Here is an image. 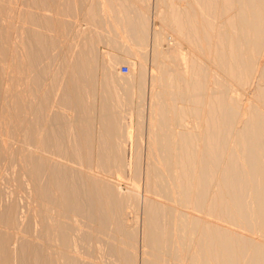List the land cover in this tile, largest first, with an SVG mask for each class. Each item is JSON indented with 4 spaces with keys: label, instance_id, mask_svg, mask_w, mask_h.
<instances>
[{
    "label": "bare ground",
    "instance_id": "bare-ground-1",
    "mask_svg": "<svg viewBox=\"0 0 264 264\" xmlns=\"http://www.w3.org/2000/svg\"><path fill=\"white\" fill-rule=\"evenodd\" d=\"M15 164L0 264H264V0H0Z\"/></svg>",
    "mask_w": 264,
    "mask_h": 264
},
{
    "label": "rangeland",
    "instance_id": "rangeland-1",
    "mask_svg": "<svg viewBox=\"0 0 264 264\" xmlns=\"http://www.w3.org/2000/svg\"><path fill=\"white\" fill-rule=\"evenodd\" d=\"M20 5V4H19ZM18 5V6H19ZM19 7H22V8H18L17 10H18V13L20 12L21 13V10L23 9V6H19ZM49 11V12H48ZM47 12H46V15H48V17H52V15H53V13H51V11H52V9H50L49 8V10H48ZM19 13V17L16 19V18H14L13 19V23L15 24V26L17 27V26H19V28H22V27H26L27 25L22 21V17H20V14ZM79 20H78V24L82 27V28H85L86 26H85V23H84V21L82 22V20H81V18L79 17L78 18ZM15 21V22H14ZM154 23L155 24H158V21L157 20H154ZM15 27V29L17 30V28ZM19 28H18V30H19ZM184 44V45H183ZM182 44V48H183V51H185V53L186 54H189V55H187V56H189V59H190V61H191V59H192V54H193V50H192V48H190V46L189 45H187V44H185V43H183ZM97 45H99L98 46V48H97ZM96 45V49L100 52V53H102V52H104V54H105V56H106V58H108V55L110 56V55H116V56H124V59L122 60V62L120 61L119 63H117L115 66H116V73H119V75H121V76H124V75H122L121 73H120V71H119V67H120V65L121 64H126L127 66H128V74H130V69H129V64H128V62H130V61H133L134 62V67L136 68H134V73H132V75L133 76H135L136 75V73H137V58L136 57H127V56H125V54H124V52L119 48V47H114V46H110V45H107L106 46V43H104V42H98V44ZM127 45H129L130 46V43H127ZM118 49V50H117ZM109 53V54H108ZM108 54V55H107ZM127 58V59H126ZM191 64V63H190ZM114 70H115V68H114ZM136 71V72H135ZM127 74V75H128ZM126 76V75H125ZM21 86V85H20ZM20 86H18L17 87V89L19 90V87ZM21 89L20 90H22V86L20 87ZM179 106H180V104H179ZM189 118V117H188ZM188 118H187V120H188ZM189 120H190V118H189ZM187 125H189L190 127H191V125H190V123L188 124L187 123ZM134 141V140H133ZM141 149L143 150V149H145V147L142 145V147H141ZM141 157H143V155H141ZM145 157V156H144ZM17 169H18V167H17V165L15 164V165H10V166H4V165H0V184L7 190V191H13V192H15L16 193V195H17V197L19 198V200H20V202L22 203V205H27V203H28V196H26V194H25V192H23V190L21 189V188H19L18 187V183L16 182V181H14V179H12V176L14 175V171H17Z\"/></svg>",
    "mask_w": 264,
    "mask_h": 264
},
{
    "label": "built area",
    "instance_id": "built-area-1",
    "mask_svg": "<svg viewBox=\"0 0 264 264\" xmlns=\"http://www.w3.org/2000/svg\"><path fill=\"white\" fill-rule=\"evenodd\" d=\"M119 71L121 74H125L128 72V66L126 64H121L119 67Z\"/></svg>",
    "mask_w": 264,
    "mask_h": 264
}]
</instances>
